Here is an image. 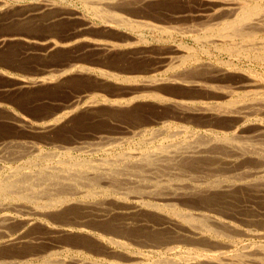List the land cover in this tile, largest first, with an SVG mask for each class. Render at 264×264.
Instances as JSON below:
<instances>
[{"label":"bare ground","instance_id":"6f19581e","mask_svg":"<svg viewBox=\"0 0 264 264\" xmlns=\"http://www.w3.org/2000/svg\"><path fill=\"white\" fill-rule=\"evenodd\" d=\"M81 1L105 27L191 36L193 46L179 44V55L168 57L173 74L167 79L195 92L189 99L78 93L38 117L3 112L0 264H264V0H186L203 8L181 12L168 27L121 14L125 0ZM54 2L38 3L32 14L44 15ZM80 14L58 17L80 20L75 40L113 49L114 42L84 37L93 23ZM16 35H0V48L23 39L38 44L42 56L70 43L52 34L40 41ZM69 67L22 76L13 87L61 83L74 67L92 71ZM100 75L132 79L112 71ZM147 97L155 104L146 108L141 102ZM4 104L0 100V108ZM71 235L81 238L79 246H101L108 257L72 251ZM39 242L44 250L34 248L44 245Z\"/></svg>","mask_w":264,"mask_h":264},{"label":"rangeland","instance_id":"374dc122","mask_svg":"<svg viewBox=\"0 0 264 264\" xmlns=\"http://www.w3.org/2000/svg\"><path fill=\"white\" fill-rule=\"evenodd\" d=\"M40 1L46 2V0H0V15L2 16V17L0 16V35L6 34L9 36V35H16L17 34L16 36L19 35V36H23V37L28 38V39L32 38V40H38V41L45 40L47 38L50 39L52 37L56 40L61 41V43H63L64 40H65V42L70 41V43L66 46H60L57 49H55L54 51H52L51 52L52 56L50 55V53L47 55H42V56L40 55L39 56V54H36V51L40 46L38 44H32L33 45L32 46L31 43H28L23 39H18V40H14V41L11 40L10 42H8V44L4 45L5 47L0 48V50H1L0 51L1 52L0 53V100H1V102L5 103L3 106L5 108H3V109L0 108V114H1L0 116H3L5 114L9 113V109H12V110L14 109L15 112L22 114V115H25L27 117H34V116L38 117V115L39 116L43 115L45 113H48L50 111H53V110L59 108V106L65 105L66 102H68V100L74 98V96L78 97L79 95L87 97V96L93 94V96L97 99H102L103 97L104 98L107 97V99H115V98H121V97H125V98L130 97V96L135 95V93H136V95H140L142 93H145L147 95L157 93L160 96H164V97H172V98H178L179 97L180 99H185V98L187 99L188 98L187 95L190 96V92L191 93L195 92V90L192 89V87L185 86V85H182V84L176 83V82H171L170 80L167 79V77H170V74L171 75L173 74L172 70L170 69V67L168 65L170 62L168 57L179 55V52L177 51V48H176V47H179L178 46L179 44L180 45L193 46L195 44V41L191 36L189 37L187 35H181L180 33L179 34L174 33V34L170 35L168 33L166 34V33L162 32V34H161V32L159 33L157 31H153V30L146 29V28H145L146 30L142 29L141 31H138V30L134 31L130 28L129 29L123 28L121 26H116V28L113 26H106L105 27L104 23L99 18L94 16L92 13H90L87 10V8H84L86 6L83 4V2L81 0H64V1L63 0H51V1L47 0V2H49V3L50 2L53 3L54 1H56V2H54L55 4H52L53 5L52 8L55 5V7L53 9L52 8L48 9L47 12L44 13V15L40 14L42 16H40L39 14L38 15L32 14V10H34L35 6L38 5V3H42ZM128 1L131 2V1H135V0H131V1L125 0V2L123 1L122 6H121V4L119 5L122 9L121 10L119 9V11L116 9L115 11H118L121 13L124 10L123 15L126 14L125 15L126 17H128V16L131 18L134 17L135 20H137V19L140 20L143 17V18H146L147 20L149 19L148 21L158 22V24H159V22H161L162 23L161 25L164 24V26H167V27L176 23L174 21L179 19V17H180L179 15L181 14V12L182 13L183 12L189 13L188 11H194V10H197L199 8H203V7H200L199 5H197V6L193 5V2L186 1V0H149V1L144 2V4H142V5L135 4L136 6L135 5L130 6L129 4L127 5ZM59 5H60V7H59L60 9L57 8ZM63 5L65 6V8H66V6H68L66 8L67 10L64 8ZM61 6H62V8H61ZM6 7L9 8V9L7 8L8 10L6 9L7 12L5 11ZM11 7H13V8H11ZM17 7L20 9H18ZM27 7H28V9L30 8L29 11H28ZM56 8L58 10H56ZM147 8H148V10H147ZM17 9H18V13H17ZM190 9H192V10H190ZM71 10H72V12H75L77 14L85 13L84 15L89 17V19L91 18L90 20L93 23V26L91 29L86 31L85 36L83 35L84 37H87L90 39H98L99 38V40H106V41L114 42L115 43V47H114L115 49L113 48V49L104 51V49H102V48L98 49V48H95L93 46H89V44H88L89 42L86 39L82 42L80 40L79 41L75 40L72 36H74L75 33L78 32L77 28H80V26H78V24L80 25V20L74 19V18L71 19L68 17H66V18L65 17H63V18L58 17L59 13L67 12V11H71ZM2 11H4V12H2ZM150 12H151V14H150ZM178 12H180V13L178 14ZM5 13H7V14L3 15ZM173 13H175V14H173ZM22 14L24 17L21 16ZM50 14H52V15H50ZM35 16H37V18ZM4 18H5V20H4ZM31 18H32V20H31ZM51 18H52V20H50ZM171 18H173V19H171ZM8 19H9V21H8ZM1 20H4V21L1 22ZM14 20H15V22H14ZM22 20H23V23L21 22ZM34 20H35V23H34ZM46 20H48V23H46L47 22ZM141 20H143V19H141ZM166 22H167V24H165ZM180 22L182 23V21H180ZM3 23H5L7 25H5V24L3 25ZM42 24H44V25H42ZM41 26H43V27H41ZM50 28H51V30H50ZM50 34H52L51 37H50ZM53 35H55V36L53 37ZM133 37L135 38V40L133 39ZM136 38H138V39H136ZM66 39H69V40H66ZM127 39L129 41H127ZM136 40H138V41H136ZM125 42H127V43L125 44ZM184 42L186 44H184ZM74 43H76V44H74ZM77 44L80 47H78ZM22 45H24V46H22ZM73 45H74V47H73ZM124 45H126V46H124ZM120 48H122V49H120ZM71 49H72V51H71ZM31 50H33V51H31ZM27 51H29V52H27ZM136 51H137V53H136ZM67 52H69V53H67ZM127 52H129V53H127ZM173 52H174V54H173ZM193 52H194V49L191 50V53H193ZM211 52L214 53L213 50H211ZM175 53H177V54L175 55ZM164 54L165 55L168 54L167 57ZM30 56H31V58H30ZM136 56H138V57H136ZM44 58H46V59H44ZM207 59H209V58H204V60H207ZM72 60L74 61V63L76 65L87 66L92 71L91 72L85 71L86 73L85 72L83 73L82 71L78 70L79 68H75V67L73 68L72 64H74V63ZM70 61H72V63H70ZM167 61H169V62L167 63ZM212 62L216 63V64H220L219 60L215 59V58L212 60ZM157 63L158 64L160 63V64L158 65ZM64 64H65V66H64ZM156 64H157V66H156ZM70 65H71V68H73V69L71 71H69L70 73H68V75L66 76V78H65L66 82L63 81L61 83L44 84V85H41L42 87L39 85L34 86V87H18L17 85H15L13 87V85L16 84V80L18 78L22 79L21 78L22 76L24 78L30 77V76H39L40 74L42 75V74H45L47 72L54 73L55 70L57 71V72L55 71V73H58L60 70H62L64 68L70 69V67H69ZM167 65H168V67H166ZM163 66L165 67L164 69H163ZM51 68H52L53 72L51 71ZM102 69L104 71H110V72L112 71L113 73H117L123 77L128 76V78H132V79H130L129 81L124 80L123 78L120 79L121 81L120 80L115 81L112 79L105 80L100 75V72L103 71ZM92 73H93V75H92ZM13 76H14V78H13ZM151 76H153L155 78L153 79V77H151ZM150 77L152 78L151 80H153V81H151L149 79ZM145 78H147V80ZM164 78L166 80V83H165V80L163 81ZM122 79L124 81H122ZM155 79H157L158 82H156L157 80H155ZM159 80H161L162 82L160 83ZM140 81H142V82H140ZM154 81L156 83H154ZM146 82H148L147 86L145 84ZM143 83H144V85H143ZM151 83H153V84L151 85ZM65 84H66V86H65ZM51 85H52V87H51ZM1 88H3V89H1ZM78 93H79V95H78ZM80 93H82V94H80ZM84 94H86V95H84ZM87 94H89V95H87ZM183 94H185L186 97ZM147 98L145 100L143 99L144 101L141 102V104L146 108L155 104V102L153 101V99L151 97H149L148 100H147ZM57 103H59V104H57ZM164 106H167V105L164 104ZM146 111H150V110H146ZM145 113L147 114V112H145ZM263 120H262V122H263ZM0 136H2L1 127H0ZM36 230L38 232L42 231L39 228H37ZM74 236L75 235H71L69 238L67 236V238L70 240L69 241L70 246H68V247L72 248V251L73 250L77 251V250H80V248H81V249H83V250H81L82 252L86 253L88 251L86 254H90V256H92V257H103V256L108 257L107 256L108 254L105 251V249L99 245H95V244H93L92 246L87 245L86 246L87 248H85L84 246L77 245L75 241H81V238H79V236H75V237ZM64 239H66V237L62 238V240H64ZM39 243H44V245H41V244L36 245V246H34V248H37V249L40 248V250H44V248L47 246L46 243L45 242H39ZM41 246H43V247L41 248ZM55 247L52 249H60V247H56V248ZM24 249H27V247H18L17 251H23ZM42 254H44V252ZM15 256H16V258L18 257L16 255V253H15V255H13V257H15ZM4 257H5L4 259H7V260L11 259V258L13 259V257H11L9 255L4 256ZM32 257L33 256L29 257V259L30 258L32 259ZM21 258L23 259V257H20V259ZM18 259H19V257H18ZM33 260H37V259L34 258Z\"/></svg>","mask_w":264,"mask_h":264}]
</instances>
